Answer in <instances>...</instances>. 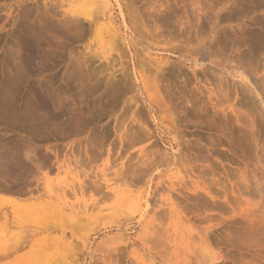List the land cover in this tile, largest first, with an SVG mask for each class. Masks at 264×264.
<instances>
[{
  "label": "rangeland",
  "instance_id": "1",
  "mask_svg": "<svg viewBox=\"0 0 264 264\" xmlns=\"http://www.w3.org/2000/svg\"><path fill=\"white\" fill-rule=\"evenodd\" d=\"M94 1L0 0V264H264V0Z\"/></svg>",
  "mask_w": 264,
  "mask_h": 264
},
{
  "label": "bare ground",
  "instance_id": "2",
  "mask_svg": "<svg viewBox=\"0 0 264 264\" xmlns=\"http://www.w3.org/2000/svg\"><path fill=\"white\" fill-rule=\"evenodd\" d=\"M95 1H97V0H95ZM95 1H94V2H95ZM98 1H99V0H98ZM58 2L62 3L61 1H58ZM58 2L56 1V3H58ZM103 2H104V1H103ZM92 3H93V2H92ZM99 3H101V0L99 1ZM53 4H55V3H53ZM89 4H90V3H89ZM94 4H95V3H94ZM96 4H97V3H96ZM60 5H61V4H59V6H60ZM100 5H102V4H100ZM57 6H58V4H57ZM61 6H62V5H61ZM91 6H92V5H91ZM53 7H54V6H53ZM101 7H102V6H101ZM55 8H56V6H55ZM57 8H58V7H57ZM51 10H52V9H51ZM52 11L54 12V10H52ZM98 11H99V10H98ZM96 12H97V11H96ZM50 13H51V12H50ZM99 13H100V12H98L97 14H99ZM53 14H54V13H53ZM66 14H67V13H66ZM79 14H80V13H79ZM87 14H89V13H87ZM100 14H102V13H100ZM75 15H77V14H75ZM85 15H86V14H85ZM95 15H96V14H94V17H95ZM109 15H110V14H109ZM46 16H47V15H46ZM77 16H78V15H77ZM52 17H53V16H52ZM52 17H51V18H52ZM65 17H66V16H65ZM75 17H76V16H75ZM54 18H55V17H54ZM54 18H53V19H54ZM67 18H68V17H67ZM69 18H70V16H69ZM85 18H86V17H85ZM85 18H84V19H85ZM105 18H106V17H105ZM110 18H111V17H110ZM57 19H58L59 22H60V21H63V20H62L63 18H62L61 20H59V18H57ZM91 19H92V18H91ZM68 20H70V19H67V21H68ZM71 20H76V19H71ZM86 20H87V19H86ZM51 21H52V20H51ZM78 21H79V20H78ZM108 21H109V20H108ZM112 21H114V20H112ZM47 22H48V21H47ZM47 22H46V24H47ZM52 22H53V21H52ZM52 22H51V23H52ZM74 22H75V21H73V24H74ZM76 22H77V21H76ZM85 22H86V21H85ZM60 23H61V22H60ZM65 23H66V24H67V23L69 24L70 21H69V22H65ZM79 23H80V22H79ZM88 23H89V22H88ZM109 23H110V22H109ZM68 24H67V25H68ZM75 24H76V23H75ZM104 24H105V23H104ZM67 25H65V26H67ZM77 25H78V23H77ZM111 25H113V24H110V25L107 24V27H106L107 29H106V28H104V29H106V31H107V30L110 31V34L112 33V36H113V35L116 34V33H114L115 30H114L113 27H109V28L112 29V31H111V29L108 28V26H111ZM68 26H69V25H68ZM71 26H72V25H71ZM74 26H75V25H74ZM103 26H104V25H103ZM115 26H116V25H115ZM115 26H114V27H115ZM76 27H77V26H76ZM68 28H69V27H68ZM68 28H66V29H68ZM71 28H72V27H71ZM71 28H70V29H71ZM66 29H65V30H66ZM77 29H78V27H77ZM94 29H95V27H94ZM104 29H102V31H103ZM58 31H59V30H58ZM60 31H61V30H60ZM106 31H105V32H106ZM113 31H114V32H113ZM23 32H24L23 34H25V35L22 34L24 37L20 38V39H21V40H20V44H21V47L24 46L25 49L23 48V51H22L21 48H20V44H18V45H19V48H20V51H22V52L24 53V54L21 53V52L18 53V54H23V55H22L23 57L21 56L22 59H20V61H18V64H19V62H20V64L23 63V64H24L23 66H25L24 68L29 69V70H32V65L34 64L35 59L38 58V57H36V54L38 55V53H40V52L42 53V51H40V52H39V51H36V47H37L36 44H38L39 42L36 43V39H34V37H36V36H35V33L33 34L34 31H33V32L30 31L34 36H33L28 30H25V31H23ZM63 32H64V30H63ZM63 32H62V33H63ZM59 33H60V32H59ZM59 33H58V34H59ZM107 33H109V32H107ZM56 34H57V33H56ZM110 34H107V35H109V36L111 37ZM116 35H117V34H116ZM116 35H114V36H116ZM118 37H119V36H118ZM36 38H37V37H36ZM39 38H40V37H39ZM39 38H37V41H38ZM115 39H116V37H115ZM120 39H121V38H120ZM39 40H40V39H39ZM44 41H45V40H44ZM44 41H43V39H42L41 42H44ZM114 41H115V40H114ZM114 41H113V43H114ZM110 43H111V42H110ZM22 45H23V46H22ZM38 45H39V44H38ZM40 47H41V49H42V45H41ZM40 47L38 46V49H39ZM19 48H17V52H18V49H19ZM38 49H37V50H38ZM41 49H40V50H41ZM17 52H16V55H15L16 58H17ZM37 52H38V53H37ZM41 55H42V54H41ZM41 55H40V56H41ZM38 56H39V55H38ZM19 57H20V56H19ZM17 59H18V58H17ZM39 59H40V57H39ZM21 60H22V62H21ZM36 61H37V60H36ZM36 61H35V62H36ZM16 62H17V61H16ZM37 62H38V61H37ZM37 62H36V63H37ZM156 63H157V62H156ZM158 66H159V65H158ZM19 67H20V65H19ZM33 69H34V68H33ZM18 70H19V71H20V70L23 71V68H22V69H19V68H18ZM24 71H25V70H24ZM28 72H29V71H28ZM17 73H18V71H17ZM26 74H27V73H26ZM26 74H25V75H26ZM16 75H17V74H16ZM21 75H22V72H21ZM25 75H22V76H25ZM19 76H20V72H19L18 77H19ZM28 76H29V75H28ZM26 77H27V76H26ZM29 77H30V76H29ZM29 77H28V78H29ZM19 78H20V77H19ZM30 78H31V77H30ZM29 84H30V82H29ZM31 86H32V84H31ZM31 86H30V87H31ZM36 88H37V86H36ZM36 88L33 87L32 89H33V90L35 89V90H34V91L31 90V92H33V93H30V96H32V94H33V96L30 98V99H32V101H31V102H32V103H31V109H30V110L33 111L32 113H34V115L38 113L39 115L41 114V115L43 116V117L40 116L41 118H44V116H45V115H44L45 112L47 113V111H50L51 109L54 111V109L52 108L53 105H51V102H48V101H50L48 98H43V97H42V95L44 96V94H41V93L38 92V90H39L40 88L37 89V90H36ZM40 94H41V95H40ZM44 97H46V96H44ZM46 99H48V101H47ZM3 102H4V104H5V101H3ZM6 103H7V102H6ZM2 104H3V103H2ZM2 104H1V106H2ZM28 104H29V102H28ZM5 105H6V104H5ZM7 106H8V105H6L5 107H7ZM51 106H52V107H51ZM26 107H27V108H30V105H29V107H28L27 104H26ZM0 110H1V109H0ZM5 110H6V108H5ZM30 110L28 111V109H27L28 112H30ZM7 111H8V110H7ZM25 111H26V109H25ZM25 111H24V112H25ZM5 112H6V111H5ZM20 113H22V112H20ZM20 113H18V116L23 117L22 115H23L24 113L21 114V115H19ZM26 113H27V112H26ZM58 113H59V112H58ZM58 113H57V111H56V113H53V112H52L53 115H51L52 118H51V117H50V118H51L52 120H58V119H61L62 116L60 115V113H59V114H58ZM7 114H8V112H7ZM38 114H37V115H38ZM4 115H5V114H4ZM26 115H27V114H26ZM31 115H32V114H31ZM39 115H38V116H39ZM46 115H47V114H46ZM48 115H49V113H48ZM48 115H47V117H48ZM5 116H8V115H5ZM15 116H17V115L15 114ZM27 116H28V115H27ZM27 116H26V117H27ZM68 116H69V115H68ZM36 117H37V116H36ZM47 117H46V120H47ZM28 118H29V117H28ZM31 118H32V117H31ZM48 118H49V117H48ZM34 119H36V118H34ZM51 119H50V121H52ZM68 119H69V118H67V120H68ZM32 120H33V119H32ZM38 120H39V119H38ZM41 120H42V119H40V121H41ZM62 120H63V121H66V120L63 119V118L61 119V121H62ZM33 121L35 122L36 120H33ZM58 121H59V120H58ZM63 121H62V122H63ZM48 122H49V121H47V125H49ZM59 122H60V121H59ZM59 122H57V123H59ZM62 122H60V123H62ZM66 122H67V121H66ZM68 122H69V120H68ZM37 123H38V121H37ZM40 123H42V122H40ZM43 123H44V121H43ZM49 123L51 124V122H49ZM52 123L54 124V123H56V122L54 121V122H52ZM64 123H65V122H63L62 124H64ZM32 124H34V123L32 122ZM44 124H45V123H44ZM53 124H51V125H53ZM68 125H69V124H68ZM36 126L38 127V126H40V125L37 124ZM65 126H66V125H65ZM37 127L35 128L36 131H37ZM38 129H39V128H38ZM51 153H52V152H51ZM52 154H53V153H52ZM69 155H70V154H69ZM73 155H74V153H73ZM57 157H58V156H57ZM57 157H56V158H57ZM64 157H66V156H64ZM79 157H80V156H79ZM87 157H88V156H87ZM71 158H72V160H71ZM88 158H89V157H88ZM80 159H81V158H80ZM80 159H79V158H76L75 155L72 156V157H71V156H68V159L66 160V162H67V169H68V170L71 169V167H70V166H71L70 163H72L71 161L74 162V163H72V164H74V166H75L76 164H78V165L80 164V166H81V163H82V162H81ZM83 159H84V157H83ZM64 160H65V159H64ZM85 160H86V159H85ZM84 163H85V162H84ZM39 165H40V164H39ZM39 165L37 164V166H39ZM63 165H64V164H63ZM63 165H62V166H63ZM78 165H77V166H78ZM84 165H85V164H84ZM84 165H82V166H84ZM35 166H36V163H35ZM35 166H34V168H35ZM40 166H41V165H40ZM40 166H39V167H40ZM39 167H38V168H39ZM78 167H79V166H78ZM78 167H77V168H78ZM72 168H73V167H72ZM83 168H84V167H83ZM72 170H73V169H72ZM81 170H82V169H81ZM78 171H79V170H77L76 173H78ZM26 172H27V171H26ZM28 172H29V171H28ZM83 172H85V171H82V173H83ZM82 173H81V174H82ZM79 175H80V173H79ZM86 175H87V174H86ZM84 176H85V174H84ZM245 177H246V176H245ZM81 181H83V180H81ZM81 181H80V187L82 188L83 183H82ZM83 182H84V181H83ZM85 182H86V181H85ZM244 182H245V178H244ZM65 183H66V182H65ZM81 183H82V184H81ZM86 183H87V182H86ZM88 183H89V182H88ZM84 185H85V184H84ZM84 185H83V187H84ZM87 186H88V184H87ZM87 186L85 185V187H87ZM85 187H84V188H85ZM99 187H100V186H99ZM99 187H97V188H99ZM87 188H88V187H87ZM244 188H245V187H244ZM4 189H5V187H4ZM82 189H83V188H82ZM1 190H2V188H1ZM5 190H7V189H5ZM10 190H11V189H10ZM98 190H100V188H99ZM7 191H8V190H7ZM12 191H13V190H12ZM12 191H11V193H12ZM9 192H10V191H9ZM240 193H241V192H240ZM239 195H240V194H239ZM239 195H238V196H239ZM238 201H239V200H238ZM237 203H238V202H237ZM14 204H15V203H14ZM16 204H17V203H16ZM40 204H41V203H40ZM36 205H37V203H36ZM31 206H32V205H31ZM27 209H28V208H27ZM15 211H16V209H15ZM20 211H21V210H20ZM65 218H66V217H65ZM67 220H68V219H67ZM67 220H66V221H67ZM67 225H68V224H67ZM69 226H70V225H69ZM91 230H92V229H91ZM50 235H51V234H50ZM56 237H57V236H56ZM39 238H40V237H39ZM39 238H38V239H39ZM50 238L52 239V237H50ZM61 238H62V237H61ZM40 239H42V237H41ZM46 239H47V238H46ZM46 239H44V240H46ZM48 239H49V238H48ZM63 239L66 241L65 238H63ZM42 240H43V239H42ZM61 241H62V240H61ZM69 243H71V242L69 241ZM69 243H68V244H69ZM68 244H67V245H68ZM71 244H72V243H71ZM63 245H64V243H63ZM64 246H66V245H64ZM68 246H69L70 249H71V246H70V245H68ZM68 246H67V247H68ZM105 260H106V259H105ZM110 261H111V260H110Z\"/></svg>",
  "mask_w": 264,
  "mask_h": 264
}]
</instances>
